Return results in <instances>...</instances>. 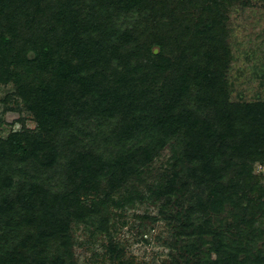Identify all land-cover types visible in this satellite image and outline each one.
I'll use <instances>...</instances> for the list:
<instances>
[{
    "label": "rangeland",
    "instance_id": "rangeland-1",
    "mask_svg": "<svg viewBox=\"0 0 264 264\" xmlns=\"http://www.w3.org/2000/svg\"><path fill=\"white\" fill-rule=\"evenodd\" d=\"M158 1L170 2H133L138 31L165 20L183 24L169 14L178 7L180 11V4L170 2L169 9L160 11ZM186 1L189 12L182 18L195 21L185 36L197 32L195 37L201 38L203 28L196 24L201 18L213 23L214 39L195 40V48L176 62L188 39L176 36L179 26L177 31L167 26L157 32L170 61L150 90L145 83L146 93L135 95V101L128 99L133 97L130 92L119 99L109 93L96 101L101 69L111 75V86L127 78L120 73L127 52L113 61L102 58L109 63H100L103 67L93 58L74 60L75 69L92 80L84 91L79 80L60 81L64 72L28 65L22 36L11 32L9 40L17 42L0 44V223L7 227L0 230V243L15 244L28 264L38 262L36 253L43 248L51 252L48 256L64 254L56 264H232L233 255L238 264H264V0H222L219 8L213 0ZM153 39L146 32L141 40L151 44ZM153 43L158 54L160 48ZM200 54L221 59L211 68L223 74L222 92H217L218 85L204 91L194 73L187 72ZM51 96L57 105L48 101ZM45 101L57 111L48 130L38 115ZM220 104L223 115L229 106L255 110L242 112L239 124L230 126L227 116L214 117ZM45 109L49 119L52 110ZM162 111L174 116L159 126ZM191 125L210 127V135L202 139L208 143L204 154L216 145L213 158L190 159L186 146L199 135L182 133L197 131ZM131 127L134 138L126 134ZM172 127L182 133L166 138ZM153 131L164 133V142L152 158H142L138 171H129L131 149L144 141L154 147ZM19 144L26 153L17 151ZM99 197L105 207L93 204ZM30 206L21 224L18 213ZM43 212L67 221L66 232L57 230L60 239L52 236L47 246L39 236L40 222L32 221L35 213L42 218ZM31 234L40 242L37 252L31 248Z\"/></svg>",
    "mask_w": 264,
    "mask_h": 264
},
{
    "label": "trees",
    "instance_id": "trees-1",
    "mask_svg": "<svg viewBox=\"0 0 264 264\" xmlns=\"http://www.w3.org/2000/svg\"><path fill=\"white\" fill-rule=\"evenodd\" d=\"M138 1L140 0H0V44L7 42L9 45H12L17 42H14L12 39L10 41L7 34H12L14 32L13 35H15V37L22 36V54L25 62H27L28 65L32 66L33 63H38V65L41 67L43 65L44 67L49 68L50 71L57 69L59 72H64L65 74H63V79L60 81L63 83H70L72 81L74 82L75 80H79L84 91L88 89V85H91L92 80L82 76L80 69H75L73 63L74 60L77 58H93L96 59V61H101L102 58H109L113 61L118 56H120L119 54L127 52V57H123V60L125 61V69L120 72L127 78L125 80H117L116 84L111 86V84L108 82L111 80V75H108L105 67L104 70L101 69L99 73L101 75V79L98 82V87L99 85H101V87L96 89V101H101L100 99L104 100L103 98L108 96L109 93H115L116 98L119 99L120 96L125 95L127 92H130L131 96H133L128 99L135 101V95L141 94L143 96L146 93L145 83H149L147 88L150 90L152 85L157 82L156 77L161 72L162 66L170 61L166 55L167 53H162L165 42H163L161 38H158L162 36L156 35L157 32L161 33L167 29V26H174L175 31L180 28V31H177L179 33L176 36L179 35V37L181 39L184 38V40L188 39L189 45L180 49V55L176 54V62L179 60V58H184L185 53L187 54L188 51L195 48L193 45L195 40H213L215 37L213 36V33L211 34V30L215 29L213 23H211L209 20L204 22L201 20V18L198 19L196 23L197 29L199 28L200 30L203 28L202 31H199L201 33V38L195 37L197 32L192 33L190 37L185 36V33L190 31V24H193L195 21L193 19H189L187 22H185V19L182 18L187 15V12H189V8L184 6L186 5V0H169L172 5L180 4V6H182L180 11L178 7V10L173 11V13L169 12L171 17L177 18L178 20L180 18L183 19L180 21V23H183L182 25H180L178 21L176 22V19H172L169 22H165L166 20L161 22L159 21L163 25H150V28L148 27V29H154V33H152L151 30H145V28L138 31V23H136V17L134 18L133 16V14L136 15L138 12L131 11V5L134 4L133 2ZM166 2L157 3L156 7H158L160 11L169 9L170 2ZM221 2L222 0H213L215 7L220 6ZM119 15H125L126 17L124 19L119 18ZM150 16H153V13H151ZM162 17H164V15ZM181 27L185 28L182 30L184 33H181ZM136 29L138 32H136ZM26 30L28 33L25 35ZM32 31L36 34L44 35L46 38L41 37V39H36L35 34L32 35L30 33ZM146 32L154 37V41H152V43L155 42L153 44H157L158 48H160V52L158 54L152 50V43L150 44L148 43L149 41L147 42L145 40H141ZM200 55L199 61H197L195 65L192 63L188 65L189 70L187 72L194 73L193 76L195 77V80L197 79L196 84H203L204 91L208 90L210 92L216 85H218L216 87L217 92H222V88L224 86L223 74L221 70H214L211 68L214 66V63L217 62V59H221H215L214 57L207 59L205 54ZM102 62L103 61L99 62V64L101 63L104 64V66H109L108 62ZM14 63L15 61L13 64ZM202 63L203 65H201ZM99 67H103V65ZM9 72L11 71L8 70L7 74ZM183 92L185 91H182L181 94ZM48 99H50L48 101H51L53 104L57 105L53 96L49 97ZM48 101H45L46 103L44 104V110L41 107L39 111L40 113L37 112L38 115H40L41 121L44 123L47 130L49 129L48 126L51 124L52 116L56 115L57 113V111L54 109L55 107H50L52 103H49ZM220 105L218 106V111L214 115L215 119L216 117L218 118L223 115L221 111L223 110V106L222 104ZM45 108L52 110L50 115L51 117L49 119H46L47 112ZM253 109L255 110V107L250 109L247 106L242 110L239 107L234 108V106H229L228 112L223 116L228 117L229 122H227V125L233 123L239 124L238 120L244 116L242 112H246V110L252 111ZM109 110L110 109L107 111ZM106 113L107 112L105 111L104 114ZM173 116L174 114L172 113L168 114L166 111H162L159 114L160 119L157 120V124L160 126L167 121L168 117L171 119ZM193 126L197 131L189 132L186 130L182 133V129H176L175 127H172L171 129L169 128L170 130L166 131V134H163L166 138H169L170 136H176L178 134L177 131H180L182 134H184L183 136L187 137L197 132L199 135L198 138L200 139L194 136V144L189 141L190 143H188L186 146L188 156H190V159L193 156L196 160H206L207 158H210V156L213 158L214 153L212 150L216 148V145L208 148V153L204 154V148L208 144L205 139L210 135V127L205 126L203 130H199L200 125H191V127ZM228 130L232 129L229 127ZM49 132L50 131H48V133ZM153 132V141H151L154 143V147L144 145V141L140 144L138 149L135 146L131 149L132 153L130 154L132 155V159L128 161V168L130 169L129 171L135 169L138 171L137 164H142L143 159L146 160L152 158L160 147V143L162 141L164 142L165 137H162L163 134H160L159 131ZM126 134H129V138H134L137 136L135 135L136 132L132 129V127L130 131L128 130L126 132ZM202 136L205 137L204 140L202 139ZM44 142L45 140L42 141L41 144ZM27 150L28 149L25 146L19 144L17 151H23L26 153ZM210 150L211 152H209ZM217 151H219V149ZM199 153L204 154V158L201 157ZM93 201V204L96 202V204L102 207H105L107 204L105 199L102 197L96 198ZM32 208L33 207L30 206L28 208L20 209L18 214L23 216L20 217L22 220L21 224L26 219L24 217L28 216L25 215L24 211L27 209L26 211L28 213V211H30ZM33 216L34 217L32 221H39L41 224V227H39V236H42L41 238L44 239V242L42 243L44 246L48 245L46 240H50L52 236H54V238H59L58 235H60L59 232L61 230L62 235L66 232V228L64 226L67 224V221L63 217H59V215H46V213L43 212L42 218H40L39 213V217L37 216V213H35ZM47 227H50L51 230H47ZM57 227H59V229H57ZM0 230L6 231L7 227H4L0 223ZM57 230L59 232H57ZM31 235L32 237L34 236L33 234ZM0 239L2 241L3 237L0 236ZM34 239L35 242L31 243V248L33 251L37 252L40 242L38 244V238L36 239L33 237V240ZM9 242L10 241L7 240L5 243L6 245L0 243V264H28V260L25 257L24 252L19 251L15 244L10 246L7 245L10 244ZM237 247L239 246H236V248ZM49 253L51 252L44 248L38 251L36 253L38 262L36 261V264H47V259L45 257L48 256ZM48 258H51L49 263L56 264L57 261L54 260L64 258V254L61 256L56 254L54 257L49 255ZM229 262H232V264H238L237 257L235 255L229 257Z\"/></svg>",
    "mask_w": 264,
    "mask_h": 264
}]
</instances>
